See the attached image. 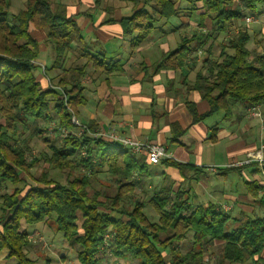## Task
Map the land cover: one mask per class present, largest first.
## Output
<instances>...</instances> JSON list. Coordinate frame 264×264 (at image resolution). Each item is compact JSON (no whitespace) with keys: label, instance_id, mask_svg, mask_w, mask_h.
<instances>
[{"label":"trees","instance_id":"1","mask_svg":"<svg viewBox=\"0 0 264 264\" xmlns=\"http://www.w3.org/2000/svg\"><path fill=\"white\" fill-rule=\"evenodd\" d=\"M119 1L132 6L131 16L120 23L124 34H135L131 41L135 48L152 33L157 20L178 15L183 0ZM190 1L192 10H196V2L201 4V17L209 20L212 29L206 34L182 37L178 48L164 56V62H172L173 68L183 66L192 43L201 47L215 41L228 30L230 20L243 17L234 0ZM240 1L245 9L255 12L262 7L264 13V0ZM7 6L6 0H0V253L6 251V257L16 258L18 264H35L26 258L30 242L26 232L21 231L22 223L32 226L53 218L56 231L68 245L78 249L76 264H101L98 254L105 236L111 237L114 257L130 256L138 264H203L206 247L214 242L221 243V250L212 264H259L264 252V217L235 221L227 230L229 216L213 204L193 208L181 193L174 197L156 193L150 198L148 204L157 216L156 222L143 213L142 201H136L131 210L124 206L125 198L133 191V185L126 181L144 166L120 145L90 136L95 132L93 126H76L71 121L73 117L77 120V108L85 102L80 83L85 66L63 69L72 44L80 40L76 22L64 12L55 11L52 0H26L25 8L11 22L7 20ZM29 27L45 33V42L53 53L51 69L60 71L56 81L50 82L52 87L45 90L36 81L39 48ZM248 40L246 32H238L219 45L217 60L203 61L206 73L197 75L192 89L208 103L209 111L198 116L193 105H188L194 121L220 110L227 115L230 103L250 107L264 103V60H249ZM81 54L85 65L105 76L120 70L118 62L106 63L84 49ZM49 123L55 124L56 132L64 129L68 134L63 139L43 138L50 154L39 157L47 169L33 178L35 186H31L25 176L32 179L30 170L40 160H28L27 140L41 136L43 125ZM102 168L116 184L112 196L94 187L93 176ZM49 169L65 172L66 182L49 178ZM9 185L12 189L7 190ZM259 190L252 184L256 202L264 210V194L257 196ZM188 232L193 234L188 251L170 249Z\"/></svg>","mask_w":264,"mask_h":264},{"label":"crops","instance_id":"2","mask_svg":"<svg viewBox=\"0 0 264 264\" xmlns=\"http://www.w3.org/2000/svg\"><path fill=\"white\" fill-rule=\"evenodd\" d=\"M187 2L191 4L188 10L179 6V11L180 9L184 10L182 16L176 15L169 19H179L181 22L177 27L176 24H173L176 21H173L170 29L167 30L161 26L154 27L147 39L135 48L131 45L135 34H124L120 23L122 18L131 16V4L128 6L127 3L126 6L113 9L108 6L99 8L100 0H75L72 4L61 7L60 4L55 7L52 2V8L71 17L80 30V40L72 44V49L67 53L63 66L65 70L75 66H85L84 76L80 82L84 88L85 102L77 108V117L82 119L79 122L83 125H91L95 130L100 128L107 133L115 132L120 137L138 142L162 145L170 155L166 159L167 161H160L157 165L146 164L144 155H135L134 158L144 168L134 172L126 181L133 185V191L125 198L123 204L126 203L127 206L130 204L129 207L132 209V205L136 201H140L136 197V193H139L140 196L145 195L144 202L147 203V206H150L148 201L156 193L168 194L171 197L181 193L182 198L189 199L193 208L206 207L209 204L217 205L216 208L226 205L229 211L223 212L224 214L228 216L229 212L234 211V216H229L232 226L235 221L257 218L262 213L264 214V210L256 202L257 197L251 191L252 184L259 186L260 190L257 192V196H262L264 194L263 183L262 185L256 182L245 183V189L242 191H237L230 186V183L233 184V181L230 180L232 179L231 174L235 170L242 169L247 165H256L261 168L264 174V165L251 162V164H243L238 167L237 165L241 164L240 161L229 163V158H236L234 155L236 153L247 157L248 154L254 153L264 146L263 135L259 137L257 144L253 136L250 135L253 128L251 121L264 114V103L255 107L230 103L227 115L220 110L223 113L220 126L215 125L209 128L204 125V121L216 112L202 117L198 121L193 120L188 105H193L198 116H204L209 111V106L206 101L201 99L200 94L192 89V86L198 74L206 73L207 65L203 64V61L208 59L213 62L218 59L221 51L219 45L223 43L222 36L227 38L228 35L224 31L218 35L215 41L205 42L201 47L204 48L207 44L208 46L204 48L205 55L201 58L197 55L190 57L191 52L188 53L185 63L181 67L173 68L172 62H164L165 54L175 51L181 38L184 37L178 30L188 27L197 28L202 32L198 34L194 32L192 35H200L206 34L212 29L209 20L201 17L204 12L201 4L196 2V10H192V2L190 0ZM236 9L238 10L237 7ZM169 20H164L166 21L164 24L167 25ZM234 21L237 20L232 19L230 23ZM241 24L247 28L246 33L252 40L251 47H246L250 52L249 60L257 58L264 60V41L261 44L262 39L264 40V25L258 32H252L251 35L249 24H244V21ZM28 31L38 42L39 53L35 60V66H37L35 75L36 81L45 90L49 82L54 81L57 76L47 77L51 71H57L51 69L53 62V57L50 56L51 49L46 48L47 43L43 31H38L34 27H29ZM126 36L132 37L127 47L124 46ZM173 38H178V41L170 46L169 42ZM212 42L218 47V54L214 55L211 51ZM88 43L90 45L97 44L98 48L92 52ZM192 44L191 46H193ZM81 49L93 56H100L106 63L118 62L120 70L108 76L93 70L90 65H85L86 60L82 57ZM48 60H51L49 67L41 64ZM163 64L166 65L165 68H161ZM254 114H259V116ZM171 146H174L172 150H170ZM192 146L195 149L190 153L187 149ZM221 146L224 148V154L218 149ZM215 151L216 153L220 152L221 161L216 160ZM261 153L264 157V149ZM219 161L220 163H215ZM235 162L240 163L235 164ZM204 166L210 168L212 176L207 175L201 180L199 174L203 173ZM219 166L225 167L223 170H218ZM211 168L216 169L212 170ZM186 171L190 174L185 175ZM256 171L257 169L252 170L251 173ZM108 178L111 180L109 176ZM215 182L216 185H214ZM197 187H199V191ZM203 192H207L217 201L206 205L197 204L196 199ZM221 199L225 200L224 204L217 203ZM110 238L99 252L110 247ZM211 245L221 246V243L214 242ZM5 254L6 257L7 253ZM127 257L130 256H125L123 259ZM261 259L259 264H264V252L261 254ZM245 264H251V262Z\"/></svg>","mask_w":264,"mask_h":264},{"label":"rangeland","instance_id":"3","mask_svg":"<svg viewBox=\"0 0 264 264\" xmlns=\"http://www.w3.org/2000/svg\"><path fill=\"white\" fill-rule=\"evenodd\" d=\"M8 2V6H7V20L9 22H11V19L13 18V16H15L19 11H22L25 8V2L26 0H6ZM75 0H52L53 5L56 7L57 4H60L61 6H65V5H69L72 4ZM125 4H127L126 2H119L118 0H100V5L99 8H104L105 6L108 7H112L113 9H118L119 6H124ZM130 3H128L127 5L129 6ZM234 4L235 6L238 8V10L243 12V17L237 19V21H234L232 23H230L228 26V30L226 31V34L228 35L227 38H223L222 36V42L226 43L231 37H233L236 33L238 32H246L247 28L245 26H243L241 23L244 24H249L250 27V33L252 35V32H258V30L261 28L262 25H264V13L262 11V7H258V9L255 12H252L248 9H245L242 6V3L240 0H234ZM126 6V5H125ZM179 6L185 7L184 9L187 8V10L191 7V4L187 2V0H183L179 3ZM107 14V13H106ZM184 14V10L180 9V11L178 12V15H183ZM246 17H251V21L250 22H246ZM239 20V21H238ZM173 21H176L173 24L177 25L181 22L179 19L175 20V18L169 20V22H167V25L164 24L166 21L164 20H157L154 24V26L157 28L158 26L161 27H165L164 29H170V25ZM239 25H238V24ZM164 24V25H163ZM241 24V25H240ZM166 25V26H165ZM193 27V26H191ZM195 27V26H194ZM236 28V29H234ZM179 33H181V35H183L184 37L190 38L192 33L196 32L197 34L202 32V30H199L197 28H186V29H180L178 30ZM230 37V38H229ZM132 37L131 36H126L125 39L126 41H124L125 43V47L128 46L129 41ZM221 40V38H220ZM178 41V38H173V40H170L169 44L170 46L173 45L175 42ZM263 39L261 41V44H263ZM89 44V43H88ZM92 44V43H91ZM168 44V43H167ZM90 45V44H89ZM193 46H191V49H194L193 52L191 51V56H195L197 55V57L201 58L203 55H205L204 53V48H207L208 44L203 47H199L197 44H192ZM212 47H211V51L215 54H218V47L216 45H214V42L211 43ZM252 45V40L251 37L246 45L247 48L251 47ZM46 48H50L49 45H46ZM74 46V45H73ZM91 46V51L94 52V49L98 48V45H90ZM263 48V47H262ZM50 56L53 57V53L50 50ZM211 56V54H210ZM51 59V58H50ZM51 60L41 62V64L43 66H47L49 67ZM198 61V60H197ZM200 61V60H199ZM191 64H193L191 62ZM60 71H51L49 74H47V77L49 78H54L56 75H59ZM46 79V77H45ZM56 81V78L55 80ZM52 85L49 82V85H47V88H51ZM55 90H58L57 88H54ZM53 89V90H54ZM239 106H244L241 104H238ZM256 113V112H254ZM223 113L221 111L216 112L214 115H212V117L207 118L204 121V125L206 127H212V126H220V122L222 121ZM256 116H259V114H254ZM81 117H77V121L78 123H80L79 121H81ZM81 124V123H80ZM251 124L253 125L252 131L250 132V135L253 136V139L256 140V144L259 142V137L260 136H264V114L257 119H253L251 121ZM263 126V128H261ZM45 128V132H43L41 134V136H37L34 139L31 140H27V147H26V152H27V158L28 160H31L32 158H38L40 161L38 163H36L33 168H31L30 170V174L32 176V179L30 177H26L25 176V180L26 182L31 185V186H35V183L33 182V178L36 179L38 178L41 173L47 169V166L45 164H43L41 161V158L39 157L40 154H50L49 148H48V144L44 142L43 138H47L48 140H53L54 138L58 137V139H63L68 133L65 130V135H63V132L59 131L56 132L55 129V124L54 123H49L46 125H43V129ZM64 130V129H62ZM79 131V130H78ZM95 131L97 132H105L103 130H101L100 128L96 129ZM80 133V131H79ZM107 133V132H106ZM110 133H112L110 131ZM113 134H116L115 132H113ZM118 135V134H117ZM26 135H24L23 138H25ZM263 143H264V138H263ZM172 147H170V150H172ZM194 146H192L188 152L192 153L194 151ZM219 151L224 154V148L221 146L218 148ZM217 150V149H216ZM215 151V157L216 160H222V156H220V152ZM226 154V153H225ZM236 158H229V163L234 162V161H240L241 164L237 165L238 167L243 166V164H245V162L248 160V156L245 157L243 154L240 153H236L234 154ZM249 155V154H248ZM83 158H85L84 153H82L81 155ZM228 156V154H227ZM225 157V156H224ZM234 157V156H233ZM235 159V160H233ZM219 162H215V163H220ZM228 161V160H227ZM240 162H235V164H238ZM251 162H256L259 164V162L255 161L254 159H252V161H250L248 164H251ZM227 163V162H226ZM235 164H231V165H235ZM217 165V164H216ZM227 165V164H226ZM260 165H264V162ZM220 168H217L218 170L222 169L225 166H219ZM222 167V168H221ZM151 168V167H150ZM216 169V168H214ZM257 169L256 172L251 173L252 170ZM80 173H85V170L83 169H79ZM190 174L188 171L185 172V175ZM192 175V174H191ZM212 176L211 175V171L210 168H208L207 166H204L203 168V173L199 174L200 179L202 180L203 177L205 178V176ZM194 177H196L195 175H193ZM198 176V175H197ZM231 181H233V184L230 183L231 188L236 189L237 191H242L245 189V183L248 182H256L260 185H262V183L264 184V174L261 170L260 167H257L256 165H247L244 166L242 169H237L235 170L232 174H231ZM49 178L64 184L66 181V173L65 172H58L56 170H51L49 169ZM93 183H94V187L96 189H99L101 191H105L108 195L113 194V192H115V182L112 180H109L108 175L105 173V168H103L99 173L95 174V178L93 179ZM223 179L220 181L222 183ZM218 182V181H216ZM216 182L214 185H216ZM229 186V184H228ZM12 189V186H8L7 190ZM198 191L200 190L199 187H197ZM136 197H138V200L140 199V201H142L145 204V207L143 209V213L147 216L148 220L151 222H156L157 221V216L155 215V213L153 212L152 208L150 206H147V203L144 202L145 199V195L140 196L139 193H136ZM197 201V202H196ZM196 203H201V205H206L207 203H215L217 200H215L214 198H212V196H210L207 192H203L197 199H196ZM220 202H217L219 204H224L225 200L221 199L219 200ZM230 205H233V203L228 202ZM125 207H129L130 204L125 203L124 204ZM217 206V205H216ZM225 207V208H224ZM129 210H131V208H128ZM218 209L222 212H226L229 211V208L225 206H219ZM228 216H234V211H231L228 213ZM264 214L262 213L261 215H259V217H263ZM21 230L25 231L26 234L28 235V240L30 242V246L29 248L25 251L26 254V258L34 261L35 264H76L77 260H76V256H77V252L78 249L76 247H72L70 245H68V243L65 241V239L63 238L62 234L58 231H56L55 229V225L53 223V218L52 220L47 221L46 223H40V224H36V225H26L24 223H22L21 226ZM231 227V221L227 224L226 229L228 230ZM110 236H105L104 237V243L108 240ZM192 233L188 232L185 235V238L182 242L177 243L176 245H172L170 247V249L178 251L179 253H185L186 251H188L191 248L192 245ZM169 249V250H170ZM169 250L167 251V254L169 253ZM220 250H221V246L220 245H215L212 246L211 244L208 245L206 247V252L204 254V260H203V264H212L214 262V260L217 259V257L220 254ZM6 251H3L0 253V264H18V261L16 260V258L11 257V258H6L5 254ZM170 256V255H169ZM98 257L101 260V264H137L135 260L131 259L130 257H127L126 259H119L114 257L111 254V248L110 247H106L105 249H103L101 252H99Z\"/></svg>","mask_w":264,"mask_h":264},{"label":"built area","instance_id":"4","mask_svg":"<svg viewBox=\"0 0 264 264\" xmlns=\"http://www.w3.org/2000/svg\"><path fill=\"white\" fill-rule=\"evenodd\" d=\"M251 17H246V22L251 21ZM72 123L76 126H80L76 118H72ZM63 135H65V130H62ZM83 132V129L80 128V133ZM90 136L98 137L105 140L112 141L122 148L127 149L130 154L132 155H144L146 157L147 163L150 165H157L160 163L161 160L168 159L170 155L166 151V149L162 145L150 144L147 142H138L126 137H120L113 133H106V132H97L91 133ZM264 149V146H261L260 149L254 153H250L248 155V160L245 164H248L252 159L262 164L264 162V157L262 156L261 151ZM215 170L214 168H211ZM225 208V207H224Z\"/></svg>","mask_w":264,"mask_h":264}]
</instances>
